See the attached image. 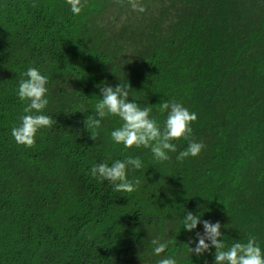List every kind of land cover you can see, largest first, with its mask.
Here are the masks:
<instances>
[{"label": "trees", "instance_id": "trees-1", "mask_svg": "<svg viewBox=\"0 0 264 264\" xmlns=\"http://www.w3.org/2000/svg\"><path fill=\"white\" fill-rule=\"evenodd\" d=\"M87 0L73 15L66 0H0V264H213L215 249L189 252L199 223L183 228L188 211L221 224L226 249L254 236L264 252V0ZM35 5V6H33ZM36 67L48 77L33 147L15 142L26 102L17 91ZM128 83V100L152 108L175 100L197 120L190 140L204 148L157 162L150 149H125L108 116L90 139L103 84ZM139 157L133 193L114 191L89 175L99 163ZM169 242L157 256L152 240ZM191 242V243H190Z\"/></svg>", "mask_w": 264, "mask_h": 264}, {"label": "clouds", "instance_id": "clouds-1", "mask_svg": "<svg viewBox=\"0 0 264 264\" xmlns=\"http://www.w3.org/2000/svg\"><path fill=\"white\" fill-rule=\"evenodd\" d=\"M117 5L127 3L133 11L144 13L145 7L141 0H113ZM73 15H79L87 0H66ZM35 6V5H33ZM23 76L26 79L19 81L17 95L21 102H26L20 123L12 127L11 135L15 142L27 148L36 143V136L40 129L52 128L57 122L49 115L43 114L49 104L46 98L48 93V77L42 75L36 67H29ZM100 87L101 99L95 104L94 115H89L85 121V129L93 142L97 141V131L102 121L108 116L119 117L122 124L110 133L115 144H122L125 149L141 146L150 149L157 162L170 159L169 153L177 152V146L172 141L181 138L188 140L185 150L178 153L176 159L183 161L189 157H197L204 144L190 140L192 135L191 124L197 120L195 112H190L182 103L175 100L164 101L159 105V111L166 113L163 126L151 117L152 108L141 106L137 102L129 101L130 87L128 83L117 84L112 87L103 84ZM140 169L142 161L139 157H126L124 160H115L108 163H99L92 166L89 175L103 182L108 181L114 186V191L133 193L141 184L140 179H128V169ZM202 223L203 233H196L195 247H189V252L201 256L211 248L215 249L213 264H264V252L254 236H250L246 243L236 242L226 249L220 239L221 224L219 221L212 223L208 220L201 221L199 215L191 211L183 217V228L192 232L197 225ZM169 242L152 240L153 251L159 256L168 247ZM191 243V242H190ZM159 264H178L173 257L161 258Z\"/></svg>", "mask_w": 264, "mask_h": 264}]
</instances>
